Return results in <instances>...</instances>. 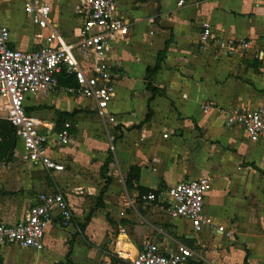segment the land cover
<instances>
[{
  "label": "crops",
  "instance_id": "crops-1",
  "mask_svg": "<svg viewBox=\"0 0 264 264\" xmlns=\"http://www.w3.org/2000/svg\"><path fill=\"white\" fill-rule=\"evenodd\" d=\"M46 1L50 28L32 21L23 0H0L9 45H47L54 28L89 69L94 54L77 46L86 0ZM179 2L117 0L115 14L129 32L113 38L108 52L114 121L97 115L94 100L64 91L67 85L27 97L28 112L54 124L50 152L65 169L26 162L17 141L14 157L0 161V222L16 223L39 193L56 189L74 217L69 226L59 218L47 226L42 250L3 246L0 264H129L148 240L165 253L180 244L191 248L189 264H264V138L252 141L243 126H227L225 116L264 101V55L256 57L264 51V0ZM206 21L214 36L246 40L251 48L226 53L201 42ZM65 122L72 124L71 142L60 146ZM133 166L137 182L129 180ZM201 176L211 179L205 212L214 227L196 231L167 202L144 199Z\"/></svg>",
  "mask_w": 264,
  "mask_h": 264
},
{
  "label": "built area",
  "instance_id": "built-area-1",
  "mask_svg": "<svg viewBox=\"0 0 264 264\" xmlns=\"http://www.w3.org/2000/svg\"><path fill=\"white\" fill-rule=\"evenodd\" d=\"M184 0H180V4ZM24 10L40 28L51 26V3L46 0H23ZM117 0H86L84 2V23L80 29L77 46L94 54V64L89 69L81 66L72 50L54 29H50L48 44L36 49L22 50L9 45L11 32L8 26H0V115L15 129L17 140L22 143V158L34 165H41L49 172L62 171L65 165L51 155V137L54 124L32 115L26 108L29 95L46 94L60 86L58 74L65 68L75 77L77 85L65 86L63 90L76 96H84L97 104V115L114 121L109 108L116 96V87L108 62V52L113 38L128 34L127 21L115 14ZM200 40L211 41L226 53L237 49H249L251 43L246 40H227L213 35L209 22H204ZM264 51L256 54L262 57ZM229 127L241 125L250 139L264 138V101L257 107L230 108L225 112ZM41 128H45L42 131ZM72 124L65 122L57 133L60 146L71 142ZM113 149L114 147L111 146ZM211 185L208 176L191 178L170 186L161 195L150 192L146 200L167 202L174 216L188 218L196 231L205 227H214V220L205 212V196ZM73 212L65 194L56 189L53 192H41L25 216L14 224L0 222V249L6 245H18L25 248L42 250L45 232L56 218L62 226L73 221ZM195 257L191 248L180 244L175 252H162L157 243L148 240L144 248L129 264H189ZM207 264H214L207 262Z\"/></svg>",
  "mask_w": 264,
  "mask_h": 264
},
{
  "label": "trees",
  "instance_id": "trees-1",
  "mask_svg": "<svg viewBox=\"0 0 264 264\" xmlns=\"http://www.w3.org/2000/svg\"><path fill=\"white\" fill-rule=\"evenodd\" d=\"M158 65L154 68L158 69ZM59 82L61 85L74 86L77 85L75 77L71 74H68L65 69L61 74L58 75ZM17 137L15 134L14 127L10 124L9 121L0 119V161L12 159L15 155V148L17 143ZM107 159L106 162H108ZM106 167V166H105ZM138 168L133 166L131 169V175L129 177L130 181H138ZM128 181V183H130ZM105 192V189L101 191V194Z\"/></svg>",
  "mask_w": 264,
  "mask_h": 264
},
{
  "label": "rangeland",
  "instance_id": "rangeland-1",
  "mask_svg": "<svg viewBox=\"0 0 264 264\" xmlns=\"http://www.w3.org/2000/svg\"><path fill=\"white\" fill-rule=\"evenodd\" d=\"M93 107H95V105L93 104ZM33 109V108H32ZM0 115H6V111H0ZM20 142V141H19Z\"/></svg>",
  "mask_w": 264,
  "mask_h": 264
}]
</instances>
